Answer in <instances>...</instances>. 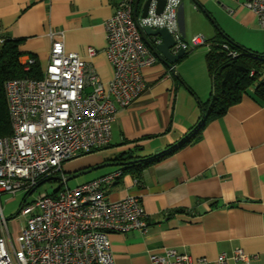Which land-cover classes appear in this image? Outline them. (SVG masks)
<instances>
[{"label":"crops","instance_id":"obj_1","mask_svg":"<svg viewBox=\"0 0 264 264\" xmlns=\"http://www.w3.org/2000/svg\"><path fill=\"white\" fill-rule=\"evenodd\" d=\"M119 1L0 0V38L18 40L22 56H33L41 74L52 43L49 34L59 32L65 49L76 52L106 82L112 67L104 22ZM244 2L183 0L177 9L181 39L189 43L192 36L201 35L206 44L185 50L174 72L155 57L142 70V93L117 108L109 143L92 157L68 162L61 176L58 172L50 178L65 181L66 175L80 170L138 160L97 167L84 173L94 175L72 186L119 170L109 184L101 185L105 198H139L147 231L111 233L114 264H151L150 252L162 248L188 253L195 260H215L220 253L230 256L235 247L250 256L249 264H264V102L250 87L222 115L194 130L203 104L212 97L213 80L205 60L209 41L229 38V21L261 27ZM142 3L137 4V17ZM146 39L160 41L151 35ZM88 48L94 49L92 56ZM186 135L189 140L179 145ZM24 224L25 217L14 225L12 236L7 223L6 238L13 241Z\"/></svg>","mask_w":264,"mask_h":264},{"label":"built area","instance_id":"obj_2","mask_svg":"<svg viewBox=\"0 0 264 264\" xmlns=\"http://www.w3.org/2000/svg\"><path fill=\"white\" fill-rule=\"evenodd\" d=\"M182 1L165 0L157 13L156 0H151L146 15L136 20L134 0L118 2L104 22L112 67L106 82L76 52L65 49L61 33L49 34L52 43L40 76L4 82L12 132L0 137V195L14 196L25 187L34 190L41 180L60 172L64 161L109 143L117 108L128 106L142 93V70L156 60L139 28L165 27L183 50L206 44L201 35L192 36L189 43L181 39L177 9ZM244 6L264 28V0H245ZM3 41L0 38V45ZM222 48L231 57L237 55L227 44ZM87 53L92 56L94 49ZM19 62L28 72L35 58L20 56ZM119 174L114 170L54 195L39 193L34 203L21 205L18 214L25 217V224L13 241L6 238L7 219L0 203V264H114L110 234L147 231V214L138 197L110 201L104 196L101 185ZM149 260L151 264H228L229 260L249 264L250 256L235 247L230 256L220 253L215 260H195L188 253L162 248L150 252Z\"/></svg>","mask_w":264,"mask_h":264},{"label":"trees","instance_id":"obj_3","mask_svg":"<svg viewBox=\"0 0 264 264\" xmlns=\"http://www.w3.org/2000/svg\"><path fill=\"white\" fill-rule=\"evenodd\" d=\"M209 43L210 49L205 60L213 80L212 97L206 104H203L200 122L194 130L205 121L222 115L230 105L238 102L250 87H254L255 95L261 102H264V55L245 51L228 39H212ZM222 44H227L229 49L235 51L237 55L235 57L227 55ZM18 45V40H4L0 45V137L10 135L12 132L4 82L13 78H37L40 76L36 65L28 72L22 70L19 62L22 53L19 51ZM250 71H253L251 76H249ZM188 140V135H186L179 145ZM50 178H44L41 182Z\"/></svg>","mask_w":264,"mask_h":264},{"label":"rangeland","instance_id":"obj_4","mask_svg":"<svg viewBox=\"0 0 264 264\" xmlns=\"http://www.w3.org/2000/svg\"><path fill=\"white\" fill-rule=\"evenodd\" d=\"M229 28L230 36L229 38L227 37V39L230 42L252 54L264 55V29L259 27L258 24L244 25L236 24L234 22L229 21ZM98 152L99 151L96 150L90 153V155L81 154L67 161H64L61 165V171L65 170L64 165L68 162L78 160L79 158L82 160L84 156L92 157L93 154H96ZM61 171L59 172L60 176L62 173ZM94 173L95 172H90L84 175H79L66 181H63L62 179L44 180L40 184H38L34 190L25 187L23 189L18 190L14 196H10L6 193L2 194L0 196V202L3 207V214L7 218L8 228L12 233V236H14V225L21 223L22 218H24L22 216H19L18 214L22 204L34 203L39 193L52 194L60 188H70L76 183L81 182L87 179L88 177H91L92 175H94Z\"/></svg>","mask_w":264,"mask_h":264},{"label":"water","instance_id":"obj_5","mask_svg":"<svg viewBox=\"0 0 264 264\" xmlns=\"http://www.w3.org/2000/svg\"><path fill=\"white\" fill-rule=\"evenodd\" d=\"M151 0H143L142 3V7H141V13H140V17H144L146 15L147 12V7L149 5ZM139 0H134L133 3V9H132V16L133 19L136 20L137 15H136V7L138 4ZM165 0H156V12L160 13L163 9ZM141 37L143 39V41L145 42V44L147 45V47L152 51V53L155 55V57L163 62L171 72H174V63L180 59L184 53L185 50H183L180 47H176V41L173 39L172 34L165 28H150L148 26H144L142 28H139ZM146 35H151L154 37H159V42L158 43H152L149 42L146 39ZM138 160H129V161H124V162H113V163H107V164H102L99 166H95V167H91V168H87L85 170H80L77 172H74L70 175H66L64 180H68L71 179L73 177H76L78 175L84 174L86 172H89L90 170H93L97 167L100 166H104V165H113V166H118V165H126V164H131L134 163Z\"/></svg>","mask_w":264,"mask_h":264}]
</instances>
